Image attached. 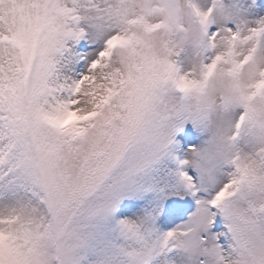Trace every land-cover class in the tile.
<instances>
[{
	"label": "snow or ice",
	"instance_id": "obj_1",
	"mask_svg": "<svg viewBox=\"0 0 264 264\" xmlns=\"http://www.w3.org/2000/svg\"><path fill=\"white\" fill-rule=\"evenodd\" d=\"M0 264H264V0H0Z\"/></svg>",
	"mask_w": 264,
	"mask_h": 264
}]
</instances>
